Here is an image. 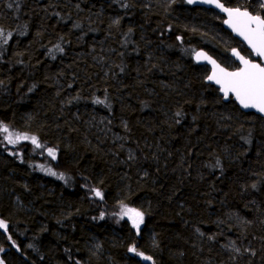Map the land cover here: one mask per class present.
<instances>
[{"label":"trees","instance_id":"trees-1","mask_svg":"<svg viewBox=\"0 0 264 264\" xmlns=\"http://www.w3.org/2000/svg\"><path fill=\"white\" fill-rule=\"evenodd\" d=\"M11 2L0 124L42 147L0 131V261L264 264V121L192 59L234 69L221 17L182 0ZM122 204L144 213L139 230Z\"/></svg>","mask_w":264,"mask_h":264},{"label":"snow or ice","instance_id":"snow-or-ice-1","mask_svg":"<svg viewBox=\"0 0 264 264\" xmlns=\"http://www.w3.org/2000/svg\"><path fill=\"white\" fill-rule=\"evenodd\" d=\"M20 2L21 0H12L8 7L12 8L15 3L17 10H19ZM197 2L214 4L216 8L225 12L228 19L224 22L248 43L255 55L264 60V15L261 14V11H264V0H257L259 10L261 11H258L256 6H252L251 11L248 7L244 6L225 7V4L222 3L221 0H188V3ZM122 6L128 7L127 4H123ZM114 23L118 24L119 20L114 21ZM75 27H79V25H75ZM129 32H131V29H129ZM11 36V32L5 33L2 26H0V39H2L3 44H7ZM56 47L57 50L63 51L59 45ZM232 54L243 65L235 71H229L227 68L221 67L216 60L212 59V57L205 52H196L195 57L197 61L206 60L212 65V73L207 77V80L220 86L219 91L223 93L224 100H228L230 96H233L243 108L255 109L257 112L264 114V65L242 56L236 49L232 50ZM121 71H123V69H121ZM94 103L104 104L105 101L97 99ZM108 106L110 107V105ZM176 115L179 116L181 113L178 112ZM0 131L7 134L4 139L7 140L9 144L15 145L20 140L30 139L31 143L35 145L36 148L42 147L37 137L14 134L9 131L7 125L0 124ZM247 142L250 143L251 141L248 140ZM47 153L53 159L56 158L54 149L48 148ZM217 164H219V161H217ZM48 171L50 174L56 175L51 169H48ZM60 178H63L62 174ZM251 187L256 188V184L251 185ZM94 191L97 197L103 198L99 190ZM120 216L121 218L127 216L128 219L131 220L133 227L137 230H139L140 225L144 222V213L142 211L124 204L121 205ZM0 228H7V225L2 220H0ZM232 247L235 252H240V249L235 247L234 242ZM0 251H2V249H0ZM130 251H136V249L132 248ZM138 254L143 255L142 253ZM144 259L150 260L151 257L145 256ZM0 264H3V262L0 261Z\"/></svg>","mask_w":264,"mask_h":264},{"label":"water","instance_id":"water-1","mask_svg":"<svg viewBox=\"0 0 264 264\" xmlns=\"http://www.w3.org/2000/svg\"><path fill=\"white\" fill-rule=\"evenodd\" d=\"M184 1L188 3V0H184ZM188 4L191 5V6H193V7H201V8H205V9H208V10H212V11L218 13L219 15L224 16V17L226 18V20L228 19L227 14H226L225 12L221 11L219 8H216L214 4L199 3V2H197V3H188ZM224 29H225L226 31H228L233 37L237 38L238 40H240L241 42H243L244 44H246V45L248 46V48L253 52L252 48L248 45V43H247V42H246L241 36H239L236 32H234L233 29H232L228 24L224 23ZM201 51L207 53V52L204 51V50H198V51H196V52H201ZM196 52H195V53H196ZM195 53L193 54V58H192L193 61H194L197 65L207 67L208 70H209V74H208V76L211 75V73H212V65H211L210 63H208L206 60H200V61H197V59H196V57H195ZM253 53H254V52H253ZM207 54H208V53H207ZM208 55H209V54H208ZM254 55H255V53H254ZM209 56H211V55H209ZM211 57H212V56H211ZM231 57L233 58L234 61L238 62V63L241 65V67L243 66V65L241 64V62H240L235 56H233L232 52H231ZM255 57H256V58H260V57L257 56V55H255ZM212 59L216 60V59L213 58V57H212ZM260 60H261L262 64H264V60H262L261 58H260ZM216 62L218 63L217 60H216ZM218 64H219V63H218ZM221 67H222V66H221ZM206 83L212 85L213 87H215V88L218 90L219 95L223 98V93H221V92L219 91V87H220L219 85L215 84V83L212 82V81H208L207 79H206ZM230 100H232V102H234V103L237 105V107H238L242 112H244V113H252V114H254V115L260 117V118L264 121V114H261V113L257 112L255 109H251V108H249V109H245V108H243V107L239 104V102L236 101L235 97L230 96L228 100H224V99H223L224 102H228V101H230Z\"/></svg>","mask_w":264,"mask_h":264},{"label":"flooded vegetation","instance_id":"flooded-vegetation-1","mask_svg":"<svg viewBox=\"0 0 264 264\" xmlns=\"http://www.w3.org/2000/svg\"><path fill=\"white\" fill-rule=\"evenodd\" d=\"M182 1L186 5H188L189 7L196 8V9H203V10H206V11H212V10H208V9L201 8V7H193V6L189 5L187 2H185L184 0H182ZM221 2L225 4L224 1L221 0ZM225 7H229V6L225 4ZM212 12H214V11H212ZM214 13H216V12H214ZM216 14L219 15L218 13H216ZM219 16L221 17L220 19L222 21V26L224 28V23H225L224 21L226 20V18L224 16H221V15H219ZM233 38L236 40L237 44L234 47L230 48V50H229V56H228V61H229V64L232 63L234 65V69H228L227 68L229 71H235V70H237L238 68L241 67V65L238 62L234 61L233 58L231 57V52H232L233 49H236L237 51H239L242 56H245L246 58L251 59V60H253L256 63H261L262 64L260 58H256L255 55H254V53L248 48V46L246 44H244L243 42H241L240 40H238L235 37H233ZM262 65H264V64H262ZM221 66L223 67V65H221Z\"/></svg>","mask_w":264,"mask_h":264},{"label":"rangeland","instance_id":"rangeland-1","mask_svg":"<svg viewBox=\"0 0 264 264\" xmlns=\"http://www.w3.org/2000/svg\"><path fill=\"white\" fill-rule=\"evenodd\" d=\"M193 54H194V53H193ZM124 218H125V219H127V220L129 221V223H130L131 227H132V228H134V227H133V225H132V222H131V220H129L127 216H125ZM140 227H142V224L140 225ZM134 229H136V228H134ZM136 230H137V229H136Z\"/></svg>","mask_w":264,"mask_h":264}]
</instances>
